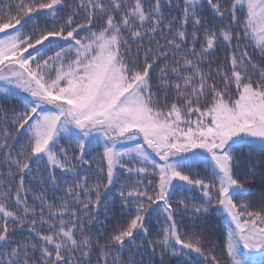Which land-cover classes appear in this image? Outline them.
<instances>
[{
  "label": "snow or ice",
  "instance_id": "1",
  "mask_svg": "<svg viewBox=\"0 0 264 264\" xmlns=\"http://www.w3.org/2000/svg\"><path fill=\"white\" fill-rule=\"evenodd\" d=\"M0 84V264H264V0H2Z\"/></svg>",
  "mask_w": 264,
  "mask_h": 264
},
{
  "label": "trees",
  "instance_id": "2",
  "mask_svg": "<svg viewBox=\"0 0 264 264\" xmlns=\"http://www.w3.org/2000/svg\"><path fill=\"white\" fill-rule=\"evenodd\" d=\"M0 2H2V0H0ZM213 59H215V58H213ZM8 99L11 100L12 98H8ZM16 99H17V107H18L19 104L22 103V99L21 98H16ZM2 100H3V97H2V94H0V101H2ZM93 155H95V154H93ZM250 179H252L253 183L255 184V187L253 188V192L258 195L259 194V189H260V185H259L258 179H256V178H250ZM246 187H247V185H246ZM189 195L195 196V193L194 192L193 193H189ZM101 219H103V216H101ZM112 223H114V222L113 221H108L109 225H111ZM155 226L158 227V225H155ZM101 242H103V241H101ZM152 259L154 261V264H159V256H158V254L154 255L152 257ZM93 264H95V261H93Z\"/></svg>",
  "mask_w": 264,
  "mask_h": 264
},
{
  "label": "rangeland",
  "instance_id": "3",
  "mask_svg": "<svg viewBox=\"0 0 264 264\" xmlns=\"http://www.w3.org/2000/svg\"><path fill=\"white\" fill-rule=\"evenodd\" d=\"M3 85L2 84H0V87H2Z\"/></svg>",
  "mask_w": 264,
  "mask_h": 264
}]
</instances>
